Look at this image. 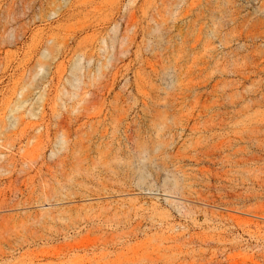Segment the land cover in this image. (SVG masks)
<instances>
[{
	"label": "rangeland",
	"instance_id": "rangeland-1",
	"mask_svg": "<svg viewBox=\"0 0 264 264\" xmlns=\"http://www.w3.org/2000/svg\"><path fill=\"white\" fill-rule=\"evenodd\" d=\"M0 264H264V0H0Z\"/></svg>",
	"mask_w": 264,
	"mask_h": 264
}]
</instances>
